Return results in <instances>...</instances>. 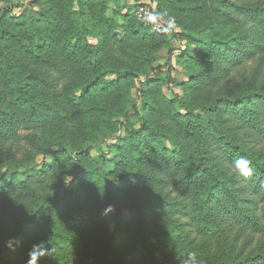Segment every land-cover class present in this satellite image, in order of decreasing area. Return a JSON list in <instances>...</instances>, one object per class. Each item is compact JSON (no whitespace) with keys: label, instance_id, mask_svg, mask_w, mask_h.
I'll use <instances>...</instances> for the list:
<instances>
[{"label":"trees","instance_id":"trees-1","mask_svg":"<svg viewBox=\"0 0 264 264\" xmlns=\"http://www.w3.org/2000/svg\"><path fill=\"white\" fill-rule=\"evenodd\" d=\"M156 1L197 45L180 57L191 79L178 100L152 80L130 115L134 80L170 50L167 37L122 14L121 0L0 8V199H23L0 208V264H28L34 245L36 264H180L190 252L202 264H264V0ZM20 121L41 127L30 144L53 165L27 167ZM114 136L110 161L100 144Z\"/></svg>","mask_w":264,"mask_h":264},{"label":"rangeland","instance_id":"rangeland-1","mask_svg":"<svg viewBox=\"0 0 264 264\" xmlns=\"http://www.w3.org/2000/svg\"><path fill=\"white\" fill-rule=\"evenodd\" d=\"M32 2L34 0H0V8H6L10 9L14 16H20L24 13L25 10L27 11H37V6L33 5ZM121 6H123L122 14L127 15L130 14L133 17L137 18L139 21H141L146 27H149L146 23H144L142 20L139 19L138 14L136 12H150L151 18L153 20H161L164 23L174 21L175 27L171 28V30L167 34H159L162 36H165L168 38V41L170 42V50L164 49L159 54V59L153 63H150L146 66L145 71L143 73L137 74L135 80H134V87L131 89L129 93V97L133 100V103L128 102L129 107H127L126 114L130 115L132 112L131 105H137L139 114H141V95L140 91L145 90L149 87V83L152 80H156L158 78H161L162 81V87L161 91L162 93L170 100H178L183 96V89L180 86V83H186L189 82L191 77L186 73V69L183 67L180 57L188 51L195 52L197 51V45L196 44H189L187 40L180 38L179 36L183 33V29L177 24L174 17L171 18H162L159 15V5L156 0H121ZM114 9V6L111 5L110 10ZM213 14V13H212ZM146 16V15H145ZM119 33L124 32V28H120L117 30ZM151 33H155L151 31ZM156 34V33H155ZM90 43L93 45H97L100 43L98 39H89ZM257 62L249 63L246 66V70L248 71V74L243 75L240 77L241 79H244L245 77H249L250 73L252 72V69L257 68L256 65ZM264 64V63H263ZM264 66V65H263ZM109 80L114 81L116 80V77L113 75H108L107 77ZM179 82V84H174L173 81ZM242 81V80H241ZM77 95L80 94V91H77ZM106 101H110V99H106ZM115 103V102H111ZM183 114H185V111H182ZM196 115L202 117L206 121L208 120V117L205 115V113L202 110H197ZM119 123L118 128V136L121 138L126 137L127 129L124 125H122L125 122V119L121 116L117 117L115 119ZM20 132H19V142L21 143L22 147L26 150L31 149V157L30 161L28 162L27 167L29 168H38V171L42 170L43 165H53V158L52 157H45L43 154L32 150V145L30 144V139L37 137L39 139L42 138L41 136V127H36L33 129H23L22 121L19 122ZM132 127L134 129H139L140 124L138 121H136L135 118H132ZM118 136L111 137L109 139H105L100 145L102 148L103 153L105 154V157L108 158V160L113 161L115 158V153L111 151V146L118 143ZM99 152L95 149L92 150L91 156L95 157L98 156ZM77 177H80L79 171L76 174ZM74 176H69L67 178V182H71L73 180ZM37 187V186H35ZM39 190V189H36ZM39 194H43L40 190L38 191ZM57 195L61 196V190L56 192ZM10 197V196H9ZM20 200L23 199H11L9 201H3L0 199V208L3 206L8 207L9 209L13 208L14 204L17 205V207L21 208L22 205H20ZM106 217L109 216L111 213H106V210L102 212ZM43 226V221H40L38 223V228L41 229ZM21 236V234H18Z\"/></svg>","mask_w":264,"mask_h":264},{"label":"clouds","instance_id":"clouds-1","mask_svg":"<svg viewBox=\"0 0 264 264\" xmlns=\"http://www.w3.org/2000/svg\"><path fill=\"white\" fill-rule=\"evenodd\" d=\"M234 168L238 171V174L242 177H248L251 175V170L249 168V161L244 158H240L234 162ZM114 211V207L109 205L106 209V213H111ZM13 251L15 250L12 244L7 245ZM39 251V246L34 245L33 250L29 253L31 259L28 264H36V261L39 259L37 252ZM35 258V260H34ZM180 264H202L195 252H190L186 257L179 256Z\"/></svg>","mask_w":264,"mask_h":264},{"label":"built area","instance_id":"built-area-1","mask_svg":"<svg viewBox=\"0 0 264 264\" xmlns=\"http://www.w3.org/2000/svg\"><path fill=\"white\" fill-rule=\"evenodd\" d=\"M136 14H138L139 19L146 23L150 27L151 31L155 32L156 34H167L171 28L175 27L173 20L167 23H164L161 20H153L151 18L152 14L150 12L145 13L141 11L136 12Z\"/></svg>","mask_w":264,"mask_h":264}]
</instances>
